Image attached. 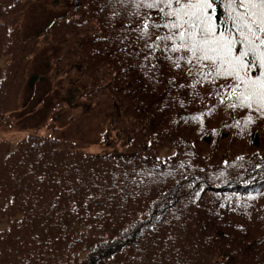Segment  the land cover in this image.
Here are the masks:
<instances>
[{"label":"trees","instance_id":"1","mask_svg":"<svg viewBox=\"0 0 264 264\" xmlns=\"http://www.w3.org/2000/svg\"><path fill=\"white\" fill-rule=\"evenodd\" d=\"M33 1L0 0V61L7 57L10 66L16 67L23 58L32 57V65L43 40L70 45L65 57L54 62L53 70L67 76L83 68L85 77L91 74L92 79L86 81L83 92L58 104L48 130L59 132L72 124L78 113L64 115L72 108L81 106L87 113L110 104L116 117L102 148L112 152L93 154L90 146L84 150L71 139L38 132L26 136L15 148L7 141L0 142V264L20 260L24 264H133L130 256L145 261L155 249L164 264H182L190 255L195 264H264L260 241H264V223L249 215L243 217L241 209L255 207L258 218L264 220V203L236 196L252 183L257 189L264 186V118L257 117L248 133L251 119L237 108V115L225 123L223 113L230 101L224 96L227 89L221 81L202 80L195 69L190 72L189 65L178 59L181 53H173L163 44L150 47L155 30L152 39L145 36L141 17L148 13L150 22L160 23L155 10L137 8L135 0H59L69 5V13L33 40L22 41L14 22L8 27L10 32H5L1 24L7 18H2ZM165 33L160 29L161 36ZM11 83L0 80V129L11 126L22 109L21 84L13 87ZM72 84L78 88L81 81L74 77ZM197 99L203 105L215 99L209 123L192 120L199 110ZM167 110L179 118L170 121L175 124L169 130L159 119ZM232 111L230 107L229 113ZM188 129L195 139L181 136ZM212 129L220 131L211 135ZM182 140L189 144L188 153L193 150L202 161L193 154L188 158V171L184 169L171 182L158 177L163 183L150 194L146 180H142L146 173L141 171L139 177L134 165L159 158L162 147H173L169 141L179 145ZM245 143L254 150L250 152ZM238 155L244 159L237 171L223 175L216 168L218 158L229 160ZM29 164L39 168L42 164L44 170L57 174L58 183L52 186L58 190L57 199L23 183L24 168ZM50 187L41 189L50 195ZM124 187L126 193L121 191V198L117 189ZM256 197L264 202V189ZM182 199L193 213L185 223L189 253L183 249L166 251L169 246L151 236L162 217L179 211ZM106 213L110 216L103 221ZM121 223L130 228L114 231ZM15 232L23 237L18 243L25 257L11 246ZM80 252L84 256L73 261V253Z\"/></svg>","mask_w":264,"mask_h":264},{"label":"rangeland","instance_id":"2","mask_svg":"<svg viewBox=\"0 0 264 264\" xmlns=\"http://www.w3.org/2000/svg\"><path fill=\"white\" fill-rule=\"evenodd\" d=\"M67 13V9L61 5L60 3H56L54 0H36L32 4V2L25 5V7L22 5L18 10L11 13L10 15H6L2 19H5V21H2V24L4 26V31H9L11 28H8L13 22L15 26V30L20 33L22 41H30L33 40L36 35H39L42 31L46 30L48 25L57 17L64 15ZM33 43H36L35 41H32ZM41 50L33 59L35 62L31 65V58H23L18 66L11 67V63L9 62V58L5 57L3 61H0V80L5 81L6 79L11 83V81L14 82V84L11 83L13 87L16 86V84H21L22 93V104L25 106V112L18 115V118L21 122L17 124L15 127L10 129H0V141H7L12 144V148H15L16 145L25 139L26 136L30 134H37L44 136L45 132L40 128V124L44 122L48 116L52 115L50 110L54 107V105L58 102L60 95L63 96L67 93L69 89H72L73 95H77L78 91L81 93L84 90V84L86 81L92 79V75L85 77V69L80 68L79 72L76 74L68 73L67 76L62 75L61 73H58L56 70H53V65L51 64L54 59L59 60L68 53V50L65 46H60L55 43H49L48 40H43L41 43ZM31 65V67H30ZM30 68V71H29ZM15 73V74H12ZM31 77H36L37 80L34 84H28V80L30 81ZM74 77L81 81L80 86L77 88L75 85H73V79ZM223 84L224 82L221 81ZM220 85V84H219ZM80 89V90H79ZM217 89H220V86H218ZM202 101H203V93L200 94ZM77 97V96H76ZM202 101L200 99H197L196 105L199 108V110L196 111L194 115H192V120L195 122L198 121H211L210 115H212L215 110L213 108L214 105H216L214 102L215 99L211 101V104L208 105L206 102L205 105H203ZM67 101L62 102L66 103ZM60 104V105H61ZM194 105V100L192 101V107ZM80 107V108H79ZM77 108H72L64 113L67 114L70 112V115L72 112H77L78 117L75 119V121L71 122L72 124L63 126L59 132L57 133L59 138H67L71 139L69 141L78 143L82 145L81 147L86 150L89 146L91 148V153H111V148H102L99 147L96 142L100 138V136L103 134L105 129L109 130L112 126L114 120H115V112L112 110V107L110 104H105L103 106L98 107L92 112L83 113L82 107L79 106ZM237 109V108H236ZM233 110L232 114L229 113L230 107L228 104L227 112L223 113V118L225 119V123L231 122L233 119V116L237 115V111ZM241 109V108H240ZM174 111H177V108H173ZM242 112L245 115V118L248 116L251 118L250 125L248 126V133H251L253 131L255 120L257 117L264 118V115L260 114L256 111H249L247 108L241 109ZM168 114L165 116H160L159 119L166 123V130H169L172 128V126L175 123H171L170 121L177 120V115L174 114L172 110H167ZM166 112V111H164ZM163 112V113H164ZM66 117H63V120H65ZM176 121V122H177ZM18 123V122H17ZM214 123V122H213ZM189 130L184 131L181 133V136L183 138L193 137L195 139V136L189 133ZM220 129H212L210 131L211 135H217L219 133ZM47 132V130H46ZM260 134V133H259ZM46 136V135H45ZM186 140H182V143L177 145L176 143L173 144L171 141L170 144L173 146H168L166 148L162 147L159 150V158H147L146 162H137L134 165V169L136 172H139V177L141 171H144L146 173V176L142 177V180H146L147 190L151 194V190H154L163 183L161 180L158 182V177H167L166 179H169L170 182L173 180H176L181 172L184 169H187L189 167V159L193 158V150H190L188 153V150L190 149L189 144ZM193 146L192 142H190ZM247 145V149H249L250 152L254 150V148L251 147V145L245 143ZM178 148L175 150V148ZM246 149V148H245ZM259 149H262L260 147ZM256 150V149H255ZM263 150V149H262ZM234 151V150H233ZM235 151L241 152L237 149ZM234 151V153H235ZM247 151V150H246ZM237 155V154H236ZM243 159L240 155L233 156L229 160H220V158L217 159L216 168L220 170L223 175L224 173H233L237 171L242 165H243ZM163 162L158 165L159 162ZM31 164V163H30ZM27 166L25 169V176L20 172L21 177L23 176V183L26 184H32L35 186L42 194L43 196H48L52 199H57L55 196L58 193V190L52 189V186H55L58 183V179L56 178V173L51 174L50 171L44 170V166L41 164L40 168L34 165L35 163H32L31 165ZM28 169V173L27 170ZM45 171V173L41 170ZM157 183V184H156ZM51 186L48 191L50 195H47L46 192L42 189L44 187ZM42 188V189H41ZM125 188V187H124ZM122 188V190H118V195L123 198L121 195V191L126 193L127 188ZM124 189V190H123ZM105 193H108V191H105ZM264 200V199H263ZM260 204L264 202H259ZM51 207L53 208V202L50 201L49 203ZM48 204V205H49ZM185 204V199L181 200L180 203V209L175 214L169 216V217H162V221L160 222L159 226L154 229L152 233V238L154 239L155 236H157V242L158 243H164L169 246V248L166 251H174L176 249H183L185 251H188L186 249V241H187V232L186 230V219L187 217H193V213L187 209ZM126 209V208H125ZM242 213L243 217H247V215L251 216L255 221H260L264 223V220H261L262 218H258L255 207L248 206H242ZM108 213L111 212L109 209L107 211ZM51 215V213H50ZM110 215L106 213V216L103 218V221H107L108 217ZM218 218H220V212H217ZM41 217V216H39ZM38 217V218H39ZM128 227H123V223H121L120 227L117 229L115 228L114 231H125L129 229ZM175 229V230H173ZM258 232V230H256ZM23 237L20 235V233L15 232L13 236V240L11 241V246L14 249V247H17L20 252V245L18 243L19 240H21ZM261 244L264 245V241L260 240ZM147 248V247H146ZM42 250V248H40ZM155 254L152 256H147L145 261H141L138 256L132 255L130 256V260H133V264H164L163 261H161L160 256L158 254V251L155 249ZM21 253V252H20ZM189 253V251H188ZM23 257H25L24 253H21ZM158 254V255H157ZM157 255V256H156ZM84 254L82 252L78 253V255H75L73 253L72 260L77 261L78 258H82ZM235 263V261H234ZM231 263V264H234ZM17 264H24L23 260L18 261ZM76 264V263H74ZM166 264V263H165ZM182 264H195L193 262V259L190 256H188L185 259V262L183 260Z\"/></svg>","mask_w":264,"mask_h":264},{"label":"snow or ice","instance_id":"3","mask_svg":"<svg viewBox=\"0 0 264 264\" xmlns=\"http://www.w3.org/2000/svg\"><path fill=\"white\" fill-rule=\"evenodd\" d=\"M161 22L141 17L143 34L189 65L202 80L223 81L229 107L264 115V0H135ZM160 29L166 33L161 36ZM160 42V43H157ZM179 67V64H177ZM210 78V81H209ZM199 82V81H198ZM223 102V101H221ZM251 118H249L250 120Z\"/></svg>","mask_w":264,"mask_h":264}]
</instances>
